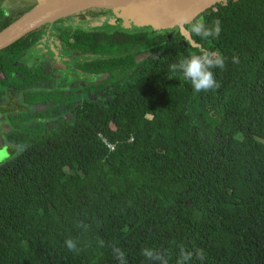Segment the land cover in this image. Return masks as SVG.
<instances>
[{
  "label": "trees",
  "instance_id": "1",
  "mask_svg": "<svg viewBox=\"0 0 264 264\" xmlns=\"http://www.w3.org/2000/svg\"><path fill=\"white\" fill-rule=\"evenodd\" d=\"M107 10L0 48V105L21 108L0 114V148L11 150L0 264H119L113 247L127 264H158L145 247L168 264L181 249L194 254L186 264H264V0H226L187 21L219 20L208 39L102 27ZM15 20L0 0V32ZM45 45L64 71L37 53ZM205 50L225 67L212 69L219 88L195 93L169 65Z\"/></svg>",
  "mask_w": 264,
  "mask_h": 264
},
{
  "label": "clouds",
  "instance_id": "2",
  "mask_svg": "<svg viewBox=\"0 0 264 264\" xmlns=\"http://www.w3.org/2000/svg\"><path fill=\"white\" fill-rule=\"evenodd\" d=\"M177 26L182 32H190L203 39L218 38L221 32V22L215 20L213 25H206L203 21H194L190 24L186 22L184 17H178L176 20ZM233 62L238 63V57H233ZM225 67V59L218 52L214 51H202L199 54H191L187 57L181 58L178 62L169 65V69L172 73H181L183 79L190 81L191 86L195 93L202 91L206 92L212 89L220 87L219 82L215 79V74L212 71L214 68L223 69ZM88 228V225H79ZM103 246V241L99 242ZM66 247L75 253H78L81 249L78 248L77 242L73 239L65 241ZM113 253L119 264H127L125 259V253L118 247H113ZM141 254L149 261L158 262V264H168L166 254L163 250H157L149 247L142 249ZM192 252H187L181 249L180 257L177 260V264H186L193 258ZM196 256L199 259L203 258L202 250L196 251Z\"/></svg>",
  "mask_w": 264,
  "mask_h": 264
},
{
  "label": "water",
  "instance_id": "3",
  "mask_svg": "<svg viewBox=\"0 0 264 264\" xmlns=\"http://www.w3.org/2000/svg\"><path fill=\"white\" fill-rule=\"evenodd\" d=\"M48 1L49 0H43L42 5L38 6L36 10L31 11L28 15H25L24 17L17 19L16 21L9 24L6 28H4L0 32V48L26 35L31 30L39 27L40 25L51 23L55 21L56 19L63 18L61 16H70L80 11L90 9V8H95V7L97 8L105 7V8L111 9V7L97 5L93 7L79 9L69 14L59 15L57 14V11L60 9V7L63 6V4L67 0H58V2L55 4L54 7L45 9L44 7ZM223 1H226V0H132L131 3L119 6V9L116 7L114 8L113 11L117 14L119 18H122L121 25L124 28H126L129 26L128 21H127L128 19L125 16L123 17L120 16L122 13L125 14L126 10L127 12L130 11L132 14H134L135 17L137 16V21L139 22L144 21L146 24H151L152 22H156V23L162 22L161 10L163 8L169 7L170 9H173L176 12L178 10L182 12L181 10L186 9L188 10L187 11L188 13H186V18H188L187 19L188 21L191 18H193L195 15H197L199 12H201L203 9L210 7L216 3L223 2ZM107 2H109V0H106L104 3H107ZM108 4H110V2ZM123 7L125 9H123ZM169 24L179 29L176 22H170ZM58 68L63 69V66L57 65V64L52 66V70L54 71L57 70ZM1 153L4 156L3 150H1Z\"/></svg>",
  "mask_w": 264,
  "mask_h": 264
},
{
  "label": "rangeland",
  "instance_id": "4",
  "mask_svg": "<svg viewBox=\"0 0 264 264\" xmlns=\"http://www.w3.org/2000/svg\"><path fill=\"white\" fill-rule=\"evenodd\" d=\"M109 2L111 5L108 4ZM109 2L101 4L102 6L111 7V9H109L111 10V12L108 13L107 18L112 16L113 14L112 10L114 8L116 7L119 8V6L121 5L129 4L132 2V0H109ZM42 3H43V0H4V7L7 11L9 18H16L17 20L21 17H24L25 15H28L31 11L36 10L38 6L42 5ZM123 9L125 8L123 7ZM184 10H181L182 12L180 11L176 12L175 10L170 9L169 7L163 8L161 10L162 12L161 20L163 23L162 22L161 23L152 22L151 24H146L144 21L143 22L137 21V16L136 17L131 16L129 19L127 18L128 20L126 19L129 24L127 28H136V29L137 28H141V29L151 28V29H154L158 34H165L166 32L169 33L168 32L169 30L171 32H174L176 27L171 26L169 23L176 22L177 18L181 16L184 17L185 20L187 21L188 18H186L185 15L186 13H188L187 12L188 10L186 9ZM197 16L198 14L195 15L194 17H197ZM61 17H68V16H61ZM101 25L102 24H100V26ZM105 26H106L105 23H103L102 27H105ZM19 110H21V108L18 106H15L9 100H7L4 104L0 105V114H6L11 111H19ZM237 138H239V136H237ZM260 143H262V146H260V148H262L264 142L260 141ZM1 150L4 151V156L1 153ZM10 153H11L10 149L0 148V163L2 162L3 158L7 157Z\"/></svg>",
  "mask_w": 264,
  "mask_h": 264
},
{
  "label": "flooded vegetation",
  "instance_id": "5",
  "mask_svg": "<svg viewBox=\"0 0 264 264\" xmlns=\"http://www.w3.org/2000/svg\"><path fill=\"white\" fill-rule=\"evenodd\" d=\"M113 10H112L113 14H112L111 17L107 18L108 13L111 12V10H109V9L107 10V12L103 16H97L96 17L97 22L102 24V25H103V23H105V25L108 26V27L111 26V27H113L115 29H123V30H126V31L139 29V28L136 29V28H127V27L124 28L121 25L122 18H119L117 16V14ZM37 53L38 54H46V57H44V58L50 60V62L52 63V65L50 64L51 69H52L53 65L57 64V65H62L63 69L58 68L55 71H64L65 70L66 59L62 58L60 56V54H58L54 50L50 49L48 45H45V47H43V48L39 47V49L37 50ZM52 71H54V70H52Z\"/></svg>",
  "mask_w": 264,
  "mask_h": 264
},
{
  "label": "bare ground",
  "instance_id": "6",
  "mask_svg": "<svg viewBox=\"0 0 264 264\" xmlns=\"http://www.w3.org/2000/svg\"><path fill=\"white\" fill-rule=\"evenodd\" d=\"M106 0H67L62 7L57 11V14H69L79 9H84L87 7H93L101 5ZM58 0H49L45 5V9L52 8ZM77 14V13H76Z\"/></svg>",
  "mask_w": 264,
  "mask_h": 264
},
{
  "label": "crops",
  "instance_id": "7",
  "mask_svg": "<svg viewBox=\"0 0 264 264\" xmlns=\"http://www.w3.org/2000/svg\"><path fill=\"white\" fill-rule=\"evenodd\" d=\"M179 11V10H178ZM174 13H176V12H174ZM186 16V15H185Z\"/></svg>",
  "mask_w": 264,
  "mask_h": 264
}]
</instances>
